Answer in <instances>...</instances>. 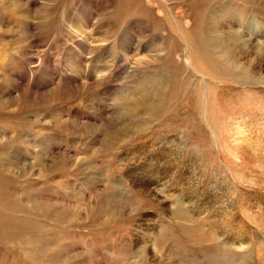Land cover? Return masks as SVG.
<instances>
[{
	"label": "rangeland",
	"instance_id": "obj_1",
	"mask_svg": "<svg viewBox=\"0 0 264 264\" xmlns=\"http://www.w3.org/2000/svg\"><path fill=\"white\" fill-rule=\"evenodd\" d=\"M0 264H264V0H0Z\"/></svg>",
	"mask_w": 264,
	"mask_h": 264
},
{
	"label": "bare ground",
	"instance_id": "obj_2",
	"mask_svg": "<svg viewBox=\"0 0 264 264\" xmlns=\"http://www.w3.org/2000/svg\"><path fill=\"white\" fill-rule=\"evenodd\" d=\"M236 124V123H235ZM238 124V123H237ZM236 132H235V138H233L234 143H238V137H242V139L245 138L246 135H244V132L247 133L246 131H244L245 129L241 127V125H237L236 126ZM235 129V128H233ZM237 133V134H236ZM233 135V134H232ZM247 137V136H246ZM249 138V137H248ZM245 154V153H244ZM251 154V153H250ZM245 161V164L247 165V162L250 161V155L248 154V156L243 160ZM250 164H252L251 162H249ZM244 164V163H242ZM195 207V206H194ZM246 211V210H245ZM247 213V211H246ZM173 216H175L177 219H179L180 221H183L184 224V232H185V239L191 240L193 241L199 248L201 249H205V248H212V247H208L210 245L211 242L214 241V239L212 238V235L210 234H206L203 229L201 228V225L199 222H197L195 219H191L185 212H181V210H176L174 212V214H172ZM247 215L249 216V214L247 213ZM251 215V214H250ZM253 217V215H252ZM251 218V217H250ZM254 218V217H253ZM252 220V218H251ZM254 221V220H253ZM256 221V220H255ZM254 221V222H255ZM251 235L250 234V240H251ZM252 237L254 238L255 241L260 242L261 239L259 236H254L252 235ZM249 240V239H248ZM204 245H208L207 247H203ZM219 249V247H216Z\"/></svg>",
	"mask_w": 264,
	"mask_h": 264
}]
</instances>
